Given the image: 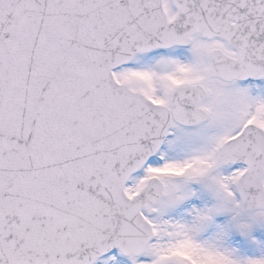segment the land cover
I'll return each mask as SVG.
<instances>
[{"label": "snow or ice", "instance_id": "obj_1", "mask_svg": "<svg viewBox=\"0 0 264 264\" xmlns=\"http://www.w3.org/2000/svg\"><path fill=\"white\" fill-rule=\"evenodd\" d=\"M0 264H264V0H0Z\"/></svg>", "mask_w": 264, "mask_h": 264}]
</instances>
